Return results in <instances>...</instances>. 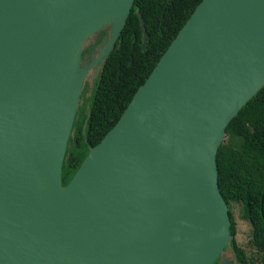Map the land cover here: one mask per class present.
I'll return each instance as SVG.
<instances>
[{"label":"water","instance_id":"water-1","mask_svg":"<svg viewBox=\"0 0 264 264\" xmlns=\"http://www.w3.org/2000/svg\"><path fill=\"white\" fill-rule=\"evenodd\" d=\"M133 3L0 0V264H233L216 155L264 86V0H202L62 184L88 72ZM106 27L83 66L85 42Z\"/></svg>","mask_w":264,"mask_h":264},{"label":"trees","instance_id":"trees-1","mask_svg":"<svg viewBox=\"0 0 264 264\" xmlns=\"http://www.w3.org/2000/svg\"><path fill=\"white\" fill-rule=\"evenodd\" d=\"M202 0H134L119 39L88 94L85 87L73 122L62 167L66 185L89 148L97 145L117 123L137 89L144 83L173 39ZM140 20L147 33L142 48ZM106 30L101 31V36ZM99 39V41H100ZM97 41V42H99ZM88 52L84 49L82 56ZM85 125V128H84ZM226 140L216 155L218 187L228 205L233 237L231 250L239 264L249 262L237 245L231 203L242 205L252 229V243L264 264V86L225 129Z\"/></svg>","mask_w":264,"mask_h":264},{"label":"rangeland","instance_id":"rangeland-1","mask_svg":"<svg viewBox=\"0 0 264 264\" xmlns=\"http://www.w3.org/2000/svg\"><path fill=\"white\" fill-rule=\"evenodd\" d=\"M105 30L107 32L106 35H108L109 30L107 29V27L105 28ZM95 37H96V34L90 36V38L84 44V49H86L95 40ZM98 48H99V46H98ZM95 53H96V51H93L90 53V56L92 57V59L97 57L98 53H97V55ZM82 65L83 66L85 65L83 61H82ZM91 71H92V68H90V70L88 72V77H89ZM225 140H226V136L224 137L223 142ZM230 211L232 213V216H233V219L235 222L236 234H235L234 239H235L237 245L242 249V251L244 252V254H245V256L249 262H254L256 264H259V262H260V251L252 243L251 225L246 219L243 218V210H242L241 203H238V202L231 203ZM224 256H225L224 258L228 259L227 258L228 256L229 257L233 256V252L231 250L227 249Z\"/></svg>","mask_w":264,"mask_h":264},{"label":"flooded vegetation","instance_id":"flooded-vegetation-1","mask_svg":"<svg viewBox=\"0 0 264 264\" xmlns=\"http://www.w3.org/2000/svg\"><path fill=\"white\" fill-rule=\"evenodd\" d=\"M106 33L103 36H101V39H100V34L96 35L95 40L86 48V49H88V52H86L84 54L83 58H82V60H83V62L85 64L84 66H87V65L91 64L93 59L90 56V53L93 52V51H96L95 54L97 55V52L99 50L98 46H99L101 40L103 39V37L106 36ZM99 39H100V41H99ZM97 41H99V42H97ZM101 67H102V65H100V64L94 65L92 67V71L90 72L89 77H87L86 78L87 80H85L83 89L85 87H87L88 94L91 92V90L93 88V85L95 84V82H96V80L98 78L99 71H100ZM227 258L230 259L231 261H233V264H239V262L235 258L234 253H233L232 257L228 256ZM222 259H223V257H221L217 262H215V264H221Z\"/></svg>","mask_w":264,"mask_h":264},{"label":"bare ground","instance_id":"bare-ground-1","mask_svg":"<svg viewBox=\"0 0 264 264\" xmlns=\"http://www.w3.org/2000/svg\"><path fill=\"white\" fill-rule=\"evenodd\" d=\"M48 99H50L51 101L52 100H54L55 98H51V97H48ZM97 157H98V154H95V156H94V159L96 160L97 159ZM77 188V185H74L73 187H71L70 189H67V191L68 192H71V191H73V190H75ZM63 192L65 191V189L64 190H62Z\"/></svg>","mask_w":264,"mask_h":264}]
</instances>
